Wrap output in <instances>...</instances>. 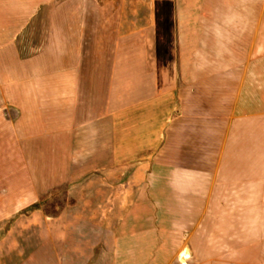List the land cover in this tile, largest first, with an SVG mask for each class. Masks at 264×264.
<instances>
[{"label":"crops","instance_id":"0c3cea01","mask_svg":"<svg viewBox=\"0 0 264 264\" xmlns=\"http://www.w3.org/2000/svg\"><path fill=\"white\" fill-rule=\"evenodd\" d=\"M75 1L0 0V264H264V0H152L119 108Z\"/></svg>","mask_w":264,"mask_h":264},{"label":"rangeland","instance_id":"374dc122","mask_svg":"<svg viewBox=\"0 0 264 264\" xmlns=\"http://www.w3.org/2000/svg\"><path fill=\"white\" fill-rule=\"evenodd\" d=\"M151 2L152 0H83L74 3L75 16L78 13H84L80 19V25L85 30L83 54L81 56L84 64L83 74L95 78L104 74L100 85L97 82H84L82 89L92 90L95 87L97 90L100 86L101 91L106 92L107 96L110 94L109 98H105V101L112 103L114 102L113 98H116V108L124 107L135 101L141 102L151 93V84L149 83H116L110 80L113 78V68L110 65L113 58H128L131 54L129 43L138 44L143 42V29L147 26L146 16L151 11ZM76 21L77 19L74 20L75 27L77 26ZM131 30H134V32L137 30V33L129 35ZM117 43L122 47L118 49L115 56L114 48ZM136 54L140 58V50ZM131 89L137 91V97H129ZM103 102L102 99L101 111H103ZM8 112L11 116L15 115L12 110ZM1 152L7 156L13 153L9 144H6L4 148L0 146V154ZM17 165V163L12 162L7 164L0 162V177L3 175L2 173L9 174V180L5 182L12 187L17 186L19 182ZM21 165L19 164V166ZM28 183L29 180L26 178V186ZM61 187L65 188L66 184ZM64 198V190H59L56 194L45 196L41 203L45 204L44 207L48 214H55L59 205L64 202ZM50 205L52 206L50 207ZM2 230L3 228L0 227V231Z\"/></svg>","mask_w":264,"mask_h":264},{"label":"bare ground","instance_id":"6f19581e","mask_svg":"<svg viewBox=\"0 0 264 264\" xmlns=\"http://www.w3.org/2000/svg\"><path fill=\"white\" fill-rule=\"evenodd\" d=\"M185 256H186L185 254L182 255L183 258H184Z\"/></svg>","mask_w":264,"mask_h":264}]
</instances>
